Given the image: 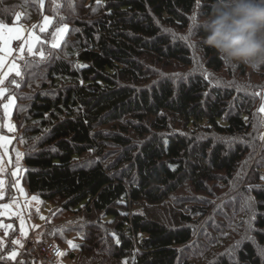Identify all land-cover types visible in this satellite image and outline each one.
I'll return each instance as SVG.
<instances>
[{
    "label": "trees",
    "instance_id": "16d2710c",
    "mask_svg": "<svg viewBox=\"0 0 264 264\" xmlns=\"http://www.w3.org/2000/svg\"><path fill=\"white\" fill-rule=\"evenodd\" d=\"M214 2L204 0V16L211 13ZM196 3L103 0L84 8L76 5V15L72 11L64 14L79 29L72 41L45 48L47 63L36 57L20 59L21 75L14 76L8 89L15 96L16 139L24 141L26 191L56 204L58 211L81 212L93 222L82 231L79 254L70 253L74 264H198L179 252L192 237L183 221L186 218L178 214L175 223L168 224L154 207L186 180L199 184L200 177H211L212 171L230 174L240 155L209 141L195 144L182 133H170L164 139L156 133L167 129L169 117H177L190 131L197 126L220 136L244 135L251 128L249 101L241 103L230 90L209 89L200 76L191 77L177 91L167 80L145 87L146 71L140 61L189 64L187 50L179 43L171 44L161 26L184 27ZM25 8L22 0H0V20L11 22L18 10L25 14L21 20L41 12L34 11L30 17ZM43 11L51 15L45 6ZM79 13L84 17L76 19ZM198 35L203 36L201 28ZM201 50L208 68H224V62L202 41ZM40 67L46 69L39 81L43 91H33L31 84ZM237 68L241 73L248 69L244 65ZM128 116L138 121L130 123L135 133L147 136L135 153L123 152L122 161L128 168L118 172L119 164L114 168L99 162L77 165L79 157L101 150L100 143L106 142L97 126ZM110 139L130 146L124 136L112 134ZM258 172L257 179L264 186V169ZM6 192L7 198L13 196L9 183ZM255 197L264 202V192L255 191ZM256 224L257 242L264 246V214L257 217ZM7 249L8 245L0 247V264L15 263L7 257ZM35 262L30 250L20 252L15 264ZM213 264H264V259L246 242L235 261L221 258Z\"/></svg>",
    "mask_w": 264,
    "mask_h": 264
},
{
    "label": "rangeland",
    "instance_id": "374dc122",
    "mask_svg": "<svg viewBox=\"0 0 264 264\" xmlns=\"http://www.w3.org/2000/svg\"><path fill=\"white\" fill-rule=\"evenodd\" d=\"M22 1L26 6L25 10H28L26 16L29 15L27 13H30L31 17L32 14L34 15V11L40 10L41 12L30 19L25 18L16 21V14H19L20 17L24 14L23 10H18L11 22H4L9 27L18 26L23 29L20 39L9 42L8 47L11 51L8 53L3 50L4 41L0 40V57L4 58V64L0 65V79L4 82L0 84V88L5 91V96L0 98V122L10 120L14 125L12 117L14 106L11 109L10 117L4 116L3 109V104L8 102V97H12L15 102V96L8 89L9 84H14L15 75L14 73L9 75L8 69L12 64H16L20 71V59L23 57H36L41 62L47 63L44 62V49L53 48L52 43L57 34L56 30L65 27L67 29L59 40L58 47L64 46L65 42L72 41V35L79 31L73 23L75 20L72 17L64 16L66 11H72L76 15V5H81L84 8L91 3H101L103 0H99V2L97 0ZM203 2L204 0H199V3H196L191 13L187 15V24L184 27L161 26L162 33L170 39L171 44L179 43L187 50L189 64H181L175 61L162 64L144 59L140 60L146 71L143 84L145 87H150L167 80L177 91L179 86L186 84L191 77L200 76L205 80L209 89L230 90L234 96H239L241 103L249 101L251 128L244 135L227 137L208 133L197 126L192 128L193 131H190L191 129H187L179 118L169 117L167 129L156 133L161 139L170 133H182L187 138H192L195 144L209 141L215 145L223 146L227 153L237 151L240 159L230 174L225 171H212L211 177H200L199 184H195L192 180H186L165 202L154 208L157 213H160L162 217L164 216L163 218L168 224L175 223V215L182 214L181 218H186V221H183L186 222L184 223L185 226L191 229L192 237L187 244L179 248V252L187 260H192L198 264H213L221 258L235 261L237 252L246 242L254 246L258 256L263 260L264 246L257 242L256 219L259 215L264 214V202L255 197V191L264 192L263 181L260 182L257 179L260 175L258 171L264 169V112L260 111L261 107L264 106V71L247 69L245 73H241L237 65H224L221 70L214 71L206 66L198 35V30L201 28L198 20L204 17L201 10ZM43 6L51 12V15L43 11ZM4 8L9 9V5H5ZM43 17H48L51 23L46 30L42 31L40 26L43 25ZM81 17L84 15L79 13L76 19ZM32 36L38 37V41L32 43ZM30 43L31 52L28 50ZM38 43L39 46H37ZM35 49L36 54L33 52ZM45 71L44 67H40L35 72L36 78L31 84H34L33 91H43L39 81L40 78L43 80L42 75ZM132 122L138 121L128 116L117 122L97 126V130L103 133L106 142L100 143L101 150L96 149L79 157L76 160L77 165L89 166L99 162L107 168H114L115 165L119 164L118 172L128 168L126 161H122L123 152L135 153L142 142L147 139V136H140L135 133L130 125ZM3 134L12 138L13 142L9 146L8 155L3 158V171L0 172V179L5 181L2 189L3 199H0V242H2L0 247L8 245V258L13 251L19 254L18 248L9 247V241L12 243L16 241L14 236L10 237L16 233L23 234L25 237L34 233L44 242H54L63 248V253L66 254L60 256L57 264H73L75 259L70 257V253L79 254L78 245L83 240L82 231L93 222L84 214L82 216L81 212L74 214L58 211L56 204L54 205L49 201L44 202L37 195L28 194L22 176V159L19 161V170H17L15 156L16 151L23 154L24 146L16 139V130L13 133H8L5 129ZM112 134L128 138L130 146L123 147L111 140ZM9 157H11V163H9ZM14 171L17 172L15 176L12 175ZM132 179L134 180V176ZM7 183L13 190L11 198L6 197ZM21 188L24 195H21L19 190ZM32 197H36L39 203L34 201ZM5 205L8 207L5 208ZM53 210L56 211V214H52L51 211ZM21 221H23V225ZM7 225L12 227L8 229L6 234L5 227ZM68 241L77 245V248L75 250L70 248ZM18 244L13 243L14 246H18ZM19 256L20 254L15 259L9 260L16 263Z\"/></svg>",
    "mask_w": 264,
    "mask_h": 264
},
{
    "label": "clouds",
    "instance_id": "9594fccd",
    "mask_svg": "<svg viewBox=\"0 0 264 264\" xmlns=\"http://www.w3.org/2000/svg\"><path fill=\"white\" fill-rule=\"evenodd\" d=\"M202 43L227 66L264 67V0H215L198 20Z\"/></svg>",
    "mask_w": 264,
    "mask_h": 264
},
{
    "label": "snow or ice",
    "instance_id": "6c2138e0",
    "mask_svg": "<svg viewBox=\"0 0 264 264\" xmlns=\"http://www.w3.org/2000/svg\"><path fill=\"white\" fill-rule=\"evenodd\" d=\"M97 2H99V0H97ZM197 2L199 3V0H197ZM21 19L20 15L19 14H16L15 15V20L16 21H19ZM51 23V21L49 20L48 17H43V25L40 26L41 27V30H46L47 26ZM34 27H37V26H34ZM23 31L22 28L18 27V26H12V27H9L6 23H4L2 20H0V40H3L4 41V51L6 53L10 52L11 49L8 47V44L10 41L14 40V39H20L21 36V32ZM67 29L66 27L65 28H59L56 30V35L54 36V42L52 43V47L53 48H56L59 46V40L62 38L64 32H66ZM6 34V35H5ZM38 41V37H35V36H32L31 37V42L32 43H35ZM28 50L29 52L32 51V47H31V43L28 45ZM4 64V58L3 57H0V65H3ZM16 76V77H19L21 75L19 69L17 68V65L16 64H12L11 67L8 69V74L11 75L13 74ZM3 80L0 79V84H3ZM17 87H19L18 84H16ZM5 96V91L0 88V98L4 97ZM14 99L12 97H8V102L3 104V109H4V116L5 117H10V114H11V109L13 108L14 106ZM261 112H264V106L261 107L260 109ZM7 130L8 133H13L15 132V125L12 124L10 122V120L8 122H0V172L3 171V167H2V164H3V158L4 156H7L8 153H9V146L12 144V138H10L8 135H5L3 134L4 133V130ZM19 142L20 143H23V138L20 137L19 138ZM15 156H16V164H17V170H19V161L23 158V154L20 153L19 151H16L15 152ZM9 163H11V157H9ZM17 174L16 171H14L12 173L13 176H15ZM4 183L5 181L3 179H0V199H3V193H2V189H3V186H4ZM18 187V185H17ZM20 192H21V195H24L23 193V189H19ZM32 199L36 202L39 203V201L37 200L36 197H32ZM5 208L8 207V205H5L4 206ZM41 219H44V217H41ZM21 224L23 225V221H21ZM11 225H7L5 227V233L7 234V231L8 229H11ZM39 242V241H37ZM2 243V242H0ZM13 243H19L18 241H13ZM69 244V247L72 248V249H76L77 248V245L73 244L71 241H68L67 242ZM117 243H119V241L117 240ZM22 247V245H21ZM66 253H60V256H63L65 255ZM18 255L17 252L13 251L9 257V259H15V257Z\"/></svg>",
    "mask_w": 264,
    "mask_h": 264
},
{
    "label": "built area",
    "instance_id": "2783aa9c",
    "mask_svg": "<svg viewBox=\"0 0 264 264\" xmlns=\"http://www.w3.org/2000/svg\"><path fill=\"white\" fill-rule=\"evenodd\" d=\"M15 240L19 242L18 246H14L9 241V247H16L19 252L33 250L36 264H57L60 259V253H63V248L54 242H37L38 239L34 233H30L26 237L18 233Z\"/></svg>",
    "mask_w": 264,
    "mask_h": 264
},
{
    "label": "crops",
    "instance_id": "0c3cea01",
    "mask_svg": "<svg viewBox=\"0 0 264 264\" xmlns=\"http://www.w3.org/2000/svg\"><path fill=\"white\" fill-rule=\"evenodd\" d=\"M36 236V235H35ZM36 238L39 240L38 236H36ZM17 241V240H16ZM19 255V254H18ZM73 264H74V261H73Z\"/></svg>",
    "mask_w": 264,
    "mask_h": 264
}]
</instances>
